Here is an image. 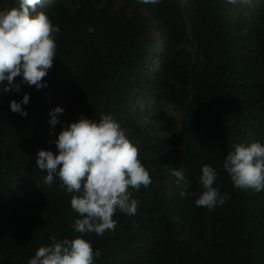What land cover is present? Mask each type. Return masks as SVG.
Returning <instances> with one entry per match:
<instances>
[{
	"label": "trees",
	"instance_id": "trees-1",
	"mask_svg": "<svg viewBox=\"0 0 264 264\" xmlns=\"http://www.w3.org/2000/svg\"><path fill=\"white\" fill-rule=\"evenodd\" d=\"M187 2L43 0L32 12H46L61 31L47 87L20 77L19 93L0 86V264H28L53 236L80 235L72 194L58 178L44 183L35 158L56 153L59 132L82 114L111 115L152 178L131 189L135 215L117 211L114 231L83 236L101 253L95 264H264V191L234 189L222 170L234 145L264 144V0ZM18 6L0 0V9ZM25 93L22 117L9 102ZM57 106L65 111L53 129ZM204 164L229 197L212 211L195 205ZM173 168L190 182L183 198Z\"/></svg>",
	"mask_w": 264,
	"mask_h": 264
},
{
	"label": "clouds",
	"instance_id": "clouds-1",
	"mask_svg": "<svg viewBox=\"0 0 264 264\" xmlns=\"http://www.w3.org/2000/svg\"><path fill=\"white\" fill-rule=\"evenodd\" d=\"M138 2L157 5L162 0ZM228 2L236 3V0ZM38 5L43 7V0H19L18 7L0 9V86L3 93L21 91L17 77L21 78V83L37 90L48 86L44 78L53 67L61 29L44 11L32 15ZM88 31L91 33L93 29ZM29 100L28 93L20 101L11 100L10 110L27 117L23 105ZM64 111L59 106L50 110L49 124L53 129L61 123L59 117ZM54 143L56 153L41 149L35 162L39 169L47 172L44 183L50 185L58 178L61 187L72 194L70 205L79 216L72 229L80 235L60 240L53 236L49 245L36 250L28 264H95L101 253L83 236L114 231L117 221L113 217L117 211L135 215L140 201L132 198L131 189L148 188L152 178L139 159L138 147L111 115L103 114L95 121L82 114L62 128ZM222 170L234 189L264 191V144L234 145L222 161ZM200 171L197 182L201 192L195 205L212 211L229 197L216 186L219 176L216 168L204 164ZM172 175L182 189L180 196L188 195L190 182L185 178L184 168H173Z\"/></svg>",
	"mask_w": 264,
	"mask_h": 264
},
{
	"label": "rangeland",
	"instance_id": "rangeland-1",
	"mask_svg": "<svg viewBox=\"0 0 264 264\" xmlns=\"http://www.w3.org/2000/svg\"><path fill=\"white\" fill-rule=\"evenodd\" d=\"M184 5L187 6L188 5V2L187 0H184ZM153 33H154V36L158 39V42L160 43V40H159V33L156 31V30H153ZM156 65H158V62L156 61L155 62ZM169 110V113L171 115H175L176 117H178L179 119L182 117V113L179 112L177 109L173 108V107H170L168 108Z\"/></svg>",
	"mask_w": 264,
	"mask_h": 264
}]
</instances>
